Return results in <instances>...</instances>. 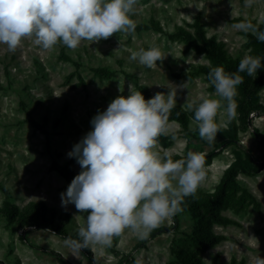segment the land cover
Listing matches in <instances>:
<instances>
[{
    "label": "rangeland",
    "instance_id": "374dc122",
    "mask_svg": "<svg viewBox=\"0 0 264 264\" xmlns=\"http://www.w3.org/2000/svg\"><path fill=\"white\" fill-rule=\"evenodd\" d=\"M197 16L204 23L206 35L223 43L231 57L242 59L250 54L246 32L232 25L239 17L264 24V0H255L251 6L245 5V0H138L132 13L136 26L154 19L164 32L136 28L134 33H114L95 42L84 40L76 49L63 42L44 49L34 43L35 37L24 38L15 51L0 44V207L6 199L20 208L44 202L59 216H70L68 232L77 233L78 227L86 223L87 214L74 203L62 204L61 193L70 182L52 170L53 160L69 162L74 177L78 175L81 165L68 153L91 130V120L99 111L106 110L117 96L130 94L129 84L134 90H138V84L147 85L152 96L175 88V107L184 109L187 99L199 102L203 96L215 95L210 79L193 72L194 67L208 64L209 60L188 50L185 42L169 37L178 26L193 31L189 25ZM151 45L159 46L165 56L156 67L148 68L130 59L131 51ZM63 51L72 60L61 59ZM99 68L113 73L104 77L96 72ZM259 93L264 105V89ZM30 117L45 125L47 132L33 126ZM232 120L240 123L238 112L234 119L226 113L218 117L219 126L224 129ZM249 121L239 132V145H227L219 135L212 142L201 138L194 120H190L187 129L168 120L167 131L162 134L167 140H158L157 150L174 149V157L182 158L189 151L207 154L216 150L218 155L206 166V178L196 195L208 194L215 190L224 170L237 158L245 157V150L255 161L264 163L261 145L254 135L255 129L264 133V115L254 113ZM238 179L260 205L242 211L233 206L223 210L237 224L213 227L214 233L224 239L213 248L200 251L207 263L215 258L219 264H249L254 255H264V164L253 174L240 172ZM195 225V218L183 209L165 218L143 238L125 229L112 238L110 245L90 246V259L84 251L74 252L66 246L65 237L52 230L7 226V220L0 215V261L134 264L139 258L142 264H172L176 260L173 248L197 250L189 238Z\"/></svg>",
    "mask_w": 264,
    "mask_h": 264
},
{
    "label": "clouds",
    "instance_id": "9594fccd",
    "mask_svg": "<svg viewBox=\"0 0 264 264\" xmlns=\"http://www.w3.org/2000/svg\"><path fill=\"white\" fill-rule=\"evenodd\" d=\"M137 2L0 0V44L15 51L24 38L35 37L34 43L44 49L58 42L76 49L84 40L95 42L114 33H134L132 13ZM254 3L245 0L247 6ZM232 27L264 41V30L250 20ZM164 58L157 45L133 50L130 55L148 68ZM262 67L260 56L246 53L235 72L222 65L211 68L208 76L216 94L184 103L187 110L194 111L201 138L208 142L217 139L221 113L229 119L237 114L238 85L244 81L241 73L255 76ZM169 89L146 99L129 84L130 94L117 96L106 110L99 111L91 120V130L68 153L82 170L61 193L62 204L74 203L87 214L77 237L64 238V244L74 252L110 245L125 229L143 238L165 218L182 212L186 197L197 194L207 174L204 152L189 151L186 157L174 159V149L157 150L158 138L167 131L169 113L177 102V89ZM134 264L142 262L137 258ZM249 264H264V255H254Z\"/></svg>",
    "mask_w": 264,
    "mask_h": 264
},
{
    "label": "trees",
    "instance_id": "16d2710c",
    "mask_svg": "<svg viewBox=\"0 0 264 264\" xmlns=\"http://www.w3.org/2000/svg\"><path fill=\"white\" fill-rule=\"evenodd\" d=\"M236 20L238 22L250 20L253 24H259L260 28L264 30V24L256 20L242 17ZM189 26L193 28V31L184 26H178L173 33L169 34V37L185 42L188 50L192 49L198 54H203L209 60L208 64L194 67V73L204 74L209 79L208 74L212 67L222 65L226 71L235 72L238 70L241 58L231 57L225 50L223 43L218 42L215 37L206 35L204 23L199 16ZM136 28L138 30L164 32L162 25L154 19H151L150 22H143L136 26ZM245 37H247V45L250 47V54L260 56L262 64H264V41H260L251 32L245 33ZM60 58L68 61L72 60L64 51L61 53ZM96 72L104 77H110L113 73V71L107 68H99ZM241 75H243L244 81L238 85V95L236 97L240 123L237 120H232L225 129L219 126V133L217 134L225 138L223 144L227 145H239V132L243 126L249 125V119L252 114L259 113L264 115V105L259 101V92L264 89V67L258 69L255 76H249L247 72L241 73ZM137 86V89L144 93L146 99L153 97L147 85L138 84ZM212 87L215 89L214 85ZM193 117L194 111H187L177 106L170 111L168 120L177 121L187 129L190 120H194ZM29 120L37 129L47 132L45 125L38 123L32 117ZM254 135L261 145L260 148H262L263 152L261 159L264 160V133L255 129ZM158 140L164 142L167 140V137L161 135ZM217 155L216 150L205 154V166L212 164L213 159ZM181 158L179 156L174 157V159ZM263 164L255 161L250 153L245 150L244 158H237L224 170L220 182L213 192L185 198L181 207L195 218V230L189 238L197 250L173 248L172 252L176 260L172 264H219L215 258L211 263H207L201 258L200 251L213 248L224 239L223 235L214 233L213 227L215 225L237 224L233 219L223 214L224 209L233 206L238 211H242L251 205L256 208L259 207V201L254 194L240 184L238 174L240 172L253 174L261 170ZM51 168L61 174L70 183L74 179V171L70 167L69 162L62 164L54 159ZM0 215L7 220V226L15 225L16 228L21 229L46 228L62 237L69 235L74 238L77 237V233L68 232L67 223L70 220V216H59L56 209L49 208L44 202H32L24 208H20L10 199H6L0 207ZM82 251L87 253V256L92 259V256L89 255V248H84ZM0 264L4 263L0 261Z\"/></svg>",
    "mask_w": 264,
    "mask_h": 264
}]
</instances>
